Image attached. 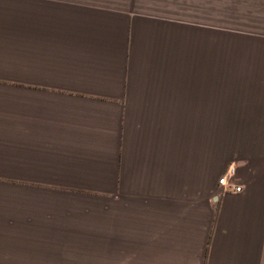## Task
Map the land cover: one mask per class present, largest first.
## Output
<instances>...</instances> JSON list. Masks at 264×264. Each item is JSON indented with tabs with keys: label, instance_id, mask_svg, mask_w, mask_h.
Segmentation results:
<instances>
[{
	"label": "rangeland",
	"instance_id": "rangeland-1",
	"mask_svg": "<svg viewBox=\"0 0 264 264\" xmlns=\"http://www.w3.org/2000/svg\"><path fill=\"white\" fill-rule=\"evenodd\" d=\"M5 2L38 145L5 186L0 264H182L245 223L216 180L264 161V0ZM65 95L123 103L54 118Z\"/></svg>",
	"mask_w": 264,
	"mask_h": 264
},
{
	"label": "crops",
	"instance_id": "crops-1",
	"mask_svg": "<svg viewBox=\"0 0 264 264\" xmlns=\"http://www.w3.org/2000/svg\"><path fill=\"white\" fill-rule=\"evenodd\" d=\"M22 65V28L19 8L6 7L5 0H0V233L4 240L6 230L5 186L7 181L15 183L20 177L23 158L36 155L38 138L36 124H32L31 108L23 107L31 99V82L20 78ZM17 73V78H16ZM26 89L23 94V89ZM54 104L51 106L50 104ZM49 102V114L54 118L71 115L98 117L109 112L111 106L123 103L115 97L65 95L55 97ZM120 107H118L119 109ZM55 127L57 123L55 122ZM54 127V128H55ZM54 146L63 143L58 133L49 134ZM7 169L9 171L7 172ZM249 174L239 182L236 176H224L233 186H227V192L221 194L222 207L237 209L245 223L214 226L209 235V226L205 229L206 240L191 243L188 254L181 256L182 264H264V161L252 168ZM17 171V172H16ZM238 175V173L236 174ZM222 178V177H221ZM220 178V179H221ZM219 178L216 180L218 185ZM243 184L257 187L248 192ZM239 187V192H234ZM216 204L218 198L211 197ZM209 235V238H208ZM170 252V251H169ZM176 255L175 251H171ZM160 253H163L161 251ZM166 256V251H164ZM163 256V254L161 255Z\"/></svg>",
	"mask_w": 264,
	"mask_h": 264
},
{
	"label": "built area",
	"instance_id": "built-area-1",
	"mask_svg": "<svg viewBox=\"0 0 264 264\" xmlns=\"http://www.w3.org/2000/svg\"><path fill=\"white\" fill-rule=\"evenodd\" d=\"M218 185L220 186V190L222 191V193H226L227 192L226 187L230 186L225 177H222L221 179H219ZM239 190H240L239 187H234V192H239Z\"/></svg>",
	"mask_w": 264,
	"mask_h": 264
}]
</instances>
